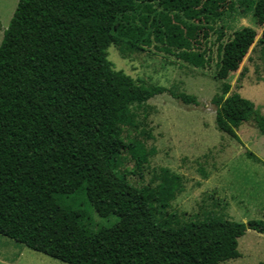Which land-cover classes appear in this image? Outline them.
I'll use <instances>...</instances> for the list:
<instances>
[{
	"label": "trees",
	"instance_id": "trees-1",
	"mask_svg": "<svg viewBox=\"0 0 264 264\" xmlns=\"http://www.w3.org/2000/svg\"><path fill=\"white\" fill-rule=\"evenodd\" d=\"M238 8L229 0H19L0 44V234L69 264L239 258L238 239L248 228L264 233L263 220L184 221L170 210L181 175L160 168L143 185L131 177L142 178L155 153L147 114L139 121L143 105L163 93L197 98L139 82L107 56L115 45L209 73L220 82L217 129L238 139L252 121L264 135V114L230 83L250 50L264 68V0ZM228 10L250 13L262 34L214 27ZM93 213L115 220L102 225Z\"/></svg>",
	"mask_w": 264,
	"mask_h": 264
},
{
	"label": "rangeland",
	"instance_id": "rangeland-1",
	"mask_svg": "<svg viewBox=\"0 0 264 264\" xmlns=\"http://www.w3.org/2000/svg\"><path fill=\"white\" fill-rule=\"evenodd\" d=\"M19 0H0V44ZM234 1L239 5L240 0ZM234 29L256 27L250 13L228 10L224 20L212 23ZM257 28V38L263 28ZM215 49V47H214ZM249 55L251 58H249ZM107 56L113 69L123 71L144 84H157L194 95L198 104H186L163 93L150 99L139 112V121L147 114V130L154 148L143 177L131 176L137 185L149 183L160 168H167L183 178V189L172 202L171 211L188 221L208 214L247 223L264 221V135L252 121L237 129L238 139L216 127L213 96L220 82L209 73L165 60L161 54L127 53L111 45ZM232 91L252 100L264 114V68L257 52H249L240 68L231 75ZM127 167H133L128 160ZM94 220L110 225L115 218ZM241 256L221 264H264V233L247 229L238 239ZM0 264H69L34 251L14 239L0 234Z\"/></svg>",
	"mask_w": 264,
	"mask_h": 264
}]
</instances>
